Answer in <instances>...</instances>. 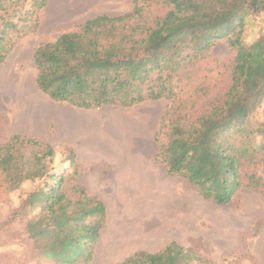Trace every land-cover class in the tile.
Listing matches in <instances>:
<instances>
[{
  "label": "trees",
  "instance_id": "16d2710c",
  "mask_svg": "<svg viewBox=\"0 0 264 264\" xmlns=\"http://www.w3.org/2000/svg\"><path fill=\"white\" fill-rule=\"evenodd\" d=\"M163 3L168 7L163 16L149 18L135 5L128 13L87 19L38 45L32 55L37 88L53 102L84 110L163 99L153 157L168 175L186 180L220 206L242 189L263 191L257 169L264 166V113L259 121L254 114L264 104V33L247 44L242 33L249 17L264 14V0ZM44 6L45 0H0V64L18 39L36 31L37 11ZM221 39L234 55L229 84L214 95L211 77L186 70L203 61ZM40 143L14 135L0 147V174L8 192L26 182L45 183L25 197L16 214L39 210L25 231L41 258L54 264H91L105 207L77 185L72 196L63 191L65 177L49 168L52 146L44 143V151L29 158L20 154L27 144ZM64 150L70 178H75L76 156ZM117 264L211 263L171 242Z\"/></svg>",
  "mask_w": 264,
  "mask_h": 264
},
{
  "label": "rangeland",
  "instance_id": "374dc122",
  "mask_svg": "<svg viewBox=\"0 0 264 264\" xmlns=\"http://www.w3.org/2000/svg\"><path fill=\"white\" fill-rule=\"evenodd\" d=\"M133 2L149 18L163 16L168 10L163 0H45V6L37 11L36 31L18 39L0 64V147L20 124L19 116L26 111L28 101L52 104L34 81L32 55L37 46L53 42L60 34L73 31L74 25L91 17L131 12ZM262 33L264 14L252 15L243 29V43L252 42ZM233 55L226 39L218 40L204 60L197 61L186 72L211 77L214 80L212 93L216 95L229 84ZM165 105L166 102L159 99L128 108L92 110L91 113L100 116L102 126L99 134L97 129L87 132L89 139L92 137L97 142L99 138L105 146L89 156L88 152L83 153L82 158L76 160L75 178H70L72 168L65 162L66 148L53 147L55 154L49 168L51 174L65 177L63 191L72 196L71 188L77 185L89 197H97L106 210L105 225L94 244L91 264H117L138 251L158 252L171 242L192 250L211 264H264V189H242L228 204L220 206L212 199L203 198L186 180L168 175L153 157L154 132ZM263 113L264 104L254 114V119L259 121ZM126 122L128 128H121ZM40 144L32 147L27 144L20 154L27 158L34 153L41 154L45 144ZM121 154L127 157L123 159ZM257 173L264 184V166H260ZM44 184V180L26 182L19 190L8 192L0 174V264H54L38 255L25 231L26 222L39 210L28 209L19 214L15 211L30 192ZM177 196L183 197L188 205L177 208L173 218L185 215L186 230L178 225L170 234L151 231L140 244L124 236L137 220L144 218L153 223L159 219L154 215ZM220 229L223 233H217Z\"/></svg>",
  "mask_w": 264,
  "mask_h": 264
},
{
  "label": "crops",
  "instance_id": "0c3cea01",
  "mask_svg": "<svg viewBox=\"0 0 264 264\" xmlns=\"http://www.w3.org/2000/svg\"><path fill=\"white\" fill-rule=\"evenodd\" d=\"M51 103L45 105L43 102L38 103L37 100L28 101L26 111L19 116L20 124L15 127L12 136H25L52 147H65L73 151L76 160L82 158L83 153L88 152L89 156L95 149L99 150L105 146L99 138L97 142L92 137L90 140L87 133L97 129L99 134L102 120L98 114L91 113L92 110L78 109L66 103L52 101ZM124 124V127L119 126L127 129L128 123ZM50 137L52 140L49 139ZM126 157L123 154L122 158ZM117 158L111 157V159Z\"/></svg>",
  "mask_w": 264,
  "mask_h": 264
},
{
  "label": "bare ground",
  "instance_id": "6f19581e",
  "mask_svg": "<svg viewBox=\"0 0 264 264\" xmlns=\"http://www.w3.org/2000/svg\"><path fill=\"white\" fill-rule=\"evenodd\" d=\"M187 205L185 204L183 197L177 196V198H175L165 207H161L158 210V213L154 215L159 219H157L153 223H150L148 219L144 218L142 220L140 219L139 221L137 220V223L132 226L129 231L125 232L124 236L127 239L134 241L137 244H140L143 243L145 241L144 239L148 237L145 234L151 231L158 232V234H161L162 232H168V234H170V232L174 231L173 228L178 225H180L181 228L184 227V230H186L184 226L185 215H175L176 220H174L173 212L177 211V208H181L183 206H186L187 208ZM126 233H129V236H127ZM217 233H223V230L220 229ZM218 237L219 240L222 242L223 240L221 236ZM222 244H224V242H222Z\"/></svg>",
  "mask_w": 264,
  "mask_h": 264
}]
</instances>
